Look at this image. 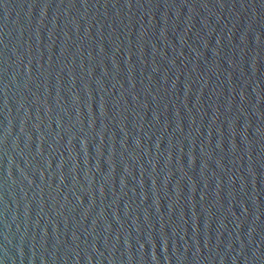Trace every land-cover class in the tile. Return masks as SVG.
Here are the masks:
<instances>
[{
	"label": "water",
	"instance_id": "95a60500",
	"mask_svg": "<svg viewBox=\"0 0 264 264\" xmlns=\"http://www.w3.org/2000/svg\"><path fill=\"white\" fill-rule=\"evenodd\" d=\"M0 264H264V0H0Z\"/></svg>",
	"mask_w": 264,
	"mask_h": 264
}]
</instances>
